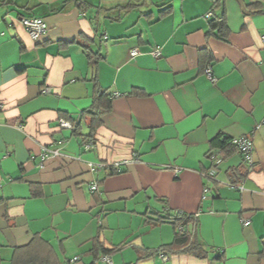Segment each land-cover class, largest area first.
I'll list each match as a JSON object with an SVG mask.
<instances>
[{"label": "crops", "instance_id": "0c3cea01", "mask_svg": "<svg viewBox=\"0 0 264 264\" xmlns=\"http://www.w3.org/2000/svg\"><path fill=\"white\" fill-rule=\"evenodd\" d=\"M30 17L47 24L39 40L21 23ZM97 88L111 110L93 137L82 119L76 137L60 121L81 118ZM219 136L250 138L254 169L214 150ZM47 147L62 156L41 168ZM212 152L224 158L215 181ZM235 171L242 191L228 184ZM157 213L195 217L183 228L208 255L138 264H264V0H0L2 264L36 236L52 264H106L100 244L117 249L113 264H135L174 242L173 224L150 223Z\"/></svg>", "mask_w": 264, "mask_h": 264}, {"label": "trees", "instance_id": "16d2710c", "mask_svg": "<svg viewBox=\"0 0 264 264\" xmlns=\"http://www.w3.org/2000/svg\"><path fill=\"white\" fill-rule=\"evenodd\" d=\"M4 3L6 2L4 1ZM130 8H131V5L122 7V9H125V10H128ZM211 30L213 32H217V34L223 37L224 39L226 38L227 33L229 32L228 25L224 18H218L212 21ZM95 57H96V54L88 50V58L92 60ZM139 92L141 91H137V93ZM110 110H111V101L109 99V95L106 93H103L101 90L97 88L96 96L94 98L92 107L86 110L83 113V116H81V118L79 119L71 118L72 126H73L72 128L73 134L76 137L81 136V133H80L81 123H82L81 120L85 119L86 116H89L90 117L89 128L91 130V137H93L92 133L94 134L96 130L102 125V116L106 114L107 112H109ZM82 140H83V143L87 142V138L82 139ZM231 141L232 139L230 138L219 136L212 142L213 149L217 150V152L219 153L222 152L225 156H229L235 152L239 153L238 150L233 145H231ZM240 155L242 156V154ZM217 156L222 160V163H223L224 158H222L220 155H217ZM220 166L217 167L218 171L220 170ZM212 167H214L213 162H212ZM111 170H112L111 174H115L118 171L113 167ZM246 177H247L246 173L235 171L232 175H230V179L232 180L233 178H236L237 183L229 181L228 184L237 186L243 183ZM156 215L158 217L150 219L149 220L150 223L155 226L164 224V223L173 224L176 229L174 242L170 245H163L158 249H148V250L142 251L139 255L137 263L135 264H138L140 261L145 260V259L154 258L155 256H158V255H162L165 258L170 255H176V254L183 253V254L191 255L198 259H205L207 257L208 252H207L206 247L201 242L193 240L192 236L188 235L184 229L186 226L194 222L195 217L191 215L181 214V213L175 214V215H167V214L163 215L162 213H157ZM100 245H101L100 250L103 253L102 257L104 258L111 257V254L117 251V249H108L102 246V244ZM52 252L53 251H52L51 246L46 241H44L42 238H40L39 236H36L33 239V242L29 246L23 249L15 250L11 263L12 264H52L51 260L47 257V255L50 256ZM260 256L264 257V244L260 252ZM2 263H3V259L1 256V246H0V264Z\"/></svg>", "mask_w": 264, "mask_h": 264}, {"label": "built area", "instance_id": "2783aa9c", "mask_svg": "<svg viewBox=\"0 0 264 264\" xmlns=\"http://www.w3.org/2000/svg\"><path fill=\"white\" fill-rule=\"evenodd\" d=\"M212 15L211 14H208L207 15V18H211ZM21 23L22 25L27 29L30 37L33 39V40H39L41 37H43L47 31H48V28H47V24L45 23V21L41 18H37V17H30V18H23L21 20ZM139 51L138 50H133L131 52V55L133 57L139 55ZM152 56L153 57H159L161 55V52H160V49H154L152 52H151ZM205 74L206 76L208 77V79L215 83L216 82V79L213 77V72L211 69H207L205 71ZM46 93H50V89H46L45 91ZM60 126L62 128H65V129H72L73 126L71 123L69 122H66L64 120H61L60 121ZM231 145H233L240 154H242L245 162H246V165L249 169V171H252L256 165V162H255V159H254V146H253V142L251 141L250 138L248 137H242V138H239V139H232L231 141ZM92 145L91 144H87L85 145V148L86 149H89L91 148ZM59 156H62V153L59 149H55V148H50V147H47V148H43L42 152H41V165L40 167L42 168L43 165H44V162L51 159V158H56V157H59ZM209 159L213 162V165L214 167L211 169V171H209V173H207V177L209 180H216L217 179V175H218V168L221 163H222V160L217 156L216 152H212L210 155H209ZM109 166H112L113 168H115L116 170L119 169V166L120 164H117V165H109ZM92 171H96V170H100V169H103V168H107L108 166L104 165V164H97V165H93L91 164L90 165ZM232 189L234 190H237V191H242L244 188L242 187V185H237V186H233V185H229ZM90 190L92 192H97L98 191V185L96 183H92L90 185ZM208 193V188L205 187L204 191H203V198H206V194ZM243 225L244 226H249L250 225V221L248 220H243ZM104 262L106 264H113V262L111 261V259L109 257H105L104 259Z\"/></svg>", "mask_w": 264, "mask_h": 264}, {"label": "rangeland", "instance_id": "374dc122", "mask_svg": "<svg viewBox=\"0 0 264 264\" xmlns=\"http://www.w3.org/2000/svg\"><path fill=\"white\" fill-rule=\"evenodd\" d=\"M119 234V233H118ZM118 260L120 259V255H118V258H117ZM119 264V263H118ZM121 264V263H120Z\"/></svg>", "mask_w": 264, "mask_h": 264}]
</instances>
